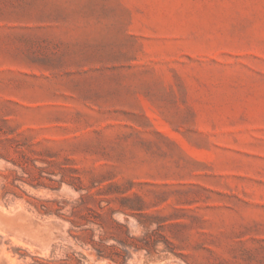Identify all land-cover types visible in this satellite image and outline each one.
I'll return each instance as SVG.
<instances>
[{"label":"rangeland","instance_id":"rangeland-1","mask_svg":"<svg viewBox=\"0 0 264 264\" xmlns=\"http://www.w3.org/2000/svg\"><path fill=\"white\" fill-rule=\"evenodd\" d=\"M0 264H264V0H0Z\"/></svg>","mask_w":264,"mask_h":264}]
</instances>
